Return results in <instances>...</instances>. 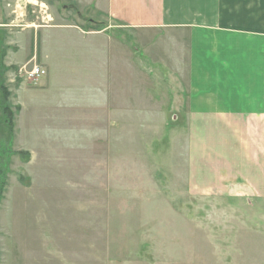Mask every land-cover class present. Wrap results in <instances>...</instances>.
<instances>
[{"label": "rangeland", "instance_id": "374dc122", "mask_svg": "<svg viewBox=\"0 0 264 264\" xmlns=\"http://www.w3.org/2000/svg\"><path fill=\"white\" fill-rule=\"evenodd\" d=\"M87 5L0 0V264H264V217L253 220L242 186L215 178L238 170H208L224 158L206 152L205 138L190 137L181 116H152L139 74L143 65L152 76L151 67L131 34L128 50L142 65L123 74L134 110L125 120L109 122L105 107L83 105L80 81L66 95L52 39L71 41L64 46L80 53L72 54L78 67L91 63L83 54L89 39L78 28H41L99 18ZM83 20V30L102 28ZM32 56L44 68L36 85L15 77ZM52 79L56 87L44 92Z\"/></svg>", "mask_w": 264, "mask_h": 264}, {"label": "crops", "instance_id": "0c3cea01", "mask_svg": "<svg viewBox=\"0 0 264 264\" xmlns=\"http://www.w3.org/2000/svg\"><path fill=\"white\" fill-rule=\"evenodd\" d=\"M86 1V8L95 10L99 18L78 17L77 21L99 25V30H83L78 22L66 20L41 28H78L82 41L89 39L83 54L91 63L83 67L74 63L73 55L80 53H70L64 46L71 41L61 36L52 39L59 42L56 55L61 66L56 80L62 79L69 89L60 92L71 98L70 89L81 88L82 83L84 89L79 93L87 99L83 105L98 106L100 111L105 107L104 120L109 122L125 120L134 110L126 106L123 74L129 65L133 70L142 65L128 50L125 37L131 34L135 44L141 43V53L151 67L147 73L152 76L145 74L143 65L139 74L149 90L145 95L154 108L152 116L169 115L173 120L181 116L190 137L205 138L206 152L224 158L208 161L205 168L238 170L215 178L242 186L253 208V220L264 217V0ZM134 53L140 52L135 49ZM51 55L45 53L43 61L49 62ZM35 60L32 56L30 63L37 66ZM55 82L48 81L43 91L55 88ZM64 104L74 103L69 100ZM187 147L190 155L192 144ZM190 163L189 157V168Z\"/></svg>", "mask_w": 264, "mask_h": 264}, {"label": "built area", "instance_id": "2783aa9c", "mask_svg": "<svg viewBox=\"0 0 264 264\" xmlns=\"http://www.w3.org/2000/svg\"><path fill=\"white\" fill-rule=\"evenodd\" d=\"M43 75L44 71L41 68L35 65L29 66L28 64L19 67L15 72V77L28 85H36L38 79Z\"/></svg>", "mask_w": 264, "mask_h": 264}]
</instances>
